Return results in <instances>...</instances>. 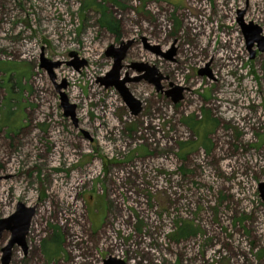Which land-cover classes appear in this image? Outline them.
<instances>
[{
  "label": "rangeland",
  "instance_id": "obj_1",
  "mask_svg": "<svg viewBox=\"0 0 264 264\" xmlns=\"http://www.w3.org/2000/svg\"><path fill=\"white\" fill-rule=\"evenodd\" d=\"M85 1L0 0V218L35 209L9 264H264V0H96L117 34Z\"/></svg>",
  "mask_w": 264,
  "mask_h": 264
},
{
  "label": "water",
  "instance_id": "obj_2",
  "mask_svg": "<svg viewBox=\"0 0 264 264\" xmlns=\"http://www.w3.org/2000/svg\"><path fill=\"white\" fill-rule=\"evenodd\" d=\"M264 49V48H263ZM126 50V46H123L121 49H118L116 52H113L112 47H109L107 50V54H113L115 57V63L113 69L111 72L108 73L107 77H110L112 75L118 74L119 69V62L124 57V52ZM45 64H50L53 66L59 65V63L52 62L50 60H43ZM76 61L74 60L73 63ZM84 63V60H83ZM48 66V65H47ZM51 66H48L50 68ZM147 76H151V71L147 68ZM65 84H63L64 86ZM62 101L65 109L67 110L68 104L67 99L64 94H61ZM70 107V106H69ZM74 107V106H73ZM72 108V107H70ZM0 176V180H1ZM260 191L261 195L264 199V183L260 184ZM35 209L33 207H27L22 203H18L15 212H13L11 215L6 217L0 218V233L4 230L11 232V237L7 244L2 248V256L0 260V264H9L11 253H12V247L14 245L21 246L24 250H26V243H25V236L28 233V229L30 226L31 218L34 214ZM104 264H126L123 260H119L116 257H109L108 259L104 260Z\"/></svg>",
  "mask_w": 264,
  "mask_h": 264
},
{
  "label": "trees",
  "instance_id": "obj_3",
  "mask_svg": "<svg viewBox=\"0 0 264 264\" xmlns=\"http://www.w3.org/2000/svg\"><path fill=\"white\" fill-rule=\"evenodd\" d=\"M221 3V2H220ZM195 8L197 7V8H200V9H205V6H204V4L203 3H198V6H195V5H193ZM255 6H257V5H255ZM226 7H228V5L226 4L224 7H220V8H218V12H219V10H222V9H225ZM82 8H94L96 11H98V13H99V18H98V22H99V24L102 26V27H104V28H106L107 30H109L110 32H112V33H114V34H117V32H118V22L113 18V16L111 15V14H108L107 13V11H106V9L103 7V5L102 4H100V3H98V2H96V0H86L85 2H84V4H83V6H82ZM206 16H208V15H206ZM197 20V23L198 22H202L203 21V18H198V19H196ZM193 20H187L186 21V26H187V33H188V35H190V36H193L192 34H193V32H194V35H199L198 34V32H197V27H196V29H194L195 27H192L193 25H194V23L195 22H192ZM195 21V20H194ZM196 25V24H195ZM208 36H210V35H208ZM207 39H208V37H207ZM212 39H213V42H214V40H215V36L214 37H212ZM197 40L198 39H196L195 38V47H198V48H200L198 45V42H197ZM212 42V43H213ZM210 43V42H209ZM212 43L211 44H209L208 46H211L212 45ZM220 43V42H219ZM222 45V43H220V45L219 46H221ZM241 49H242V46H241ZM217 50L218 49H216L212 54H214V60H216V54L218 53L217 52ZM211 54V55H212ZM227 58L228 59H231V60H233V58H229V55H227ZM221 94H222V92H221ZM223 98V97H222ZM224 115H225V117H234V116H236V114H225L224 113ZM244 115H246V114H242V116H244ZM108 118H110L109 116L108 117H106V121L108 120ZM110 120H112L111 118H110ZM108 124L110 125V126H115V122L112 120V122H110L109 123V121H108ZM190 124H191V126H195L196 124H197V122H195V121H193V122H190ZM205 133H207V132H205ZM205 136H206V134H204V136H203V140H202V143L200 144V146H207L206 144H205V141L207 140L206 138H205ZM206 143H207V141H206ZM192 145H197V144H193V142L191 143ZM62 186V184H60L59 183V185H58V183H55V187H54V190H56V191H58V193H59V197H58V199H60V198H66V194H64L65 192H64V188L63 187H61ZM55 191V192H56ZM67 201H70L69 199H67ZM186 226L185 225H183V226H180L179 227V229L180 230H182V229H184ZM56 235L57 234H55V237H56ZM58 236V239H57V242H56V247H57V249H59V248H61L62 246H61V241H62V239H61V236H59V234L57 235ZM54 237V238H55ZM53 238V239H54ZM45 241H43V243H44ZM43 246V245H42ZM53 246H51L50 248H48V249H45V248H42V250H43V253H44V255L48 258V259H52V258H50V256H51V253H50V251H51V248H52ZM147 254H149V255H151V254H153V252L151 251V250H149V251H147ZM59 255H60V253H59ZM58 257V256H57Z\"/></svg>",
  "mask_w": 264,
  "mask_h": 264
},
{
  "label": "flooded vegetation",
  "instance_id": "obj_4",
  "mask_svg": "<svg viewBox=\"0 0 264 264\" xmlns=\"http://www.w3.org/2000/svg\"><path fill=\"white\" fill-rule=\"evenodd\" d=\"M145 56V58L148 60V61H154L155 60V57H154V59L153 60H149V58L147 57V54H145L144 55ZM212 57H213V59H214V54H212ZM85 58V57H84ZM215 61V60H214ZM66 79V78H65ZM67 81V80H66ZM68 82V81H67ZM29 229H30V226H29ZM29 229H28V233H29ZM28 233L26 234V236H25V243H26V241H27V237H28ZM10 237H11V232L10 231H7V230H4V231H2L1 233H0V241L2 242L4 239L6 240V239H8V241H9V239H10ZM7 241V242H8ZM17 245V244H16ZM2 249V248H1Z\"/></svg>",
  "mask_w": 264,
  "mask_h": 264
}]
</instances>
